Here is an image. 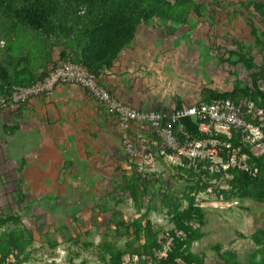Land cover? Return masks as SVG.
<instances>
[{
	"label": "rangeland",
	"instance_id": "rangeland-1",
	"mask_svg": "<svg viewBox=\"0 0 264 264\" xmlns=\"http://www.w3.org/2000/svg\"><path fill=\"white\" fill-rule=\"evenodd\" d=\"M193 3L184 22L153 19L141 23L118 54L126 53L130 61L125 68L133 71L134 90L146 98L151 91L158 99L153 101L155 108L165 109L176 101L198 103L204 89L226 93L235 86L251 88V74L264 66L262 0ZM5 22L0 16L1 28ZM24 45L0 37V63L11 54L29 52ZM239 56L252 60L256 69L247 70L237 62ZM90 142L86 138L84 149L79 145L85 154L82 171L78 159L64 152L46 170L40 171L39 166L22 169L15 158L3 154L0 143V220H4L0 242L8 246L14 234L21 244L20 249L10 248L5 258L0 254V264H109L106 246L125 254L121 264H132L129 255L144 243L143 236L135 240L133 221L142 225L149 221L158 241L174 230L170 209L162 202L164 195L180 199L183 207L192 198L202 210V238L188 251L205 264H223L219 255L225 252L234 254L232 260L238 264H255L264 258L253 241L264 229V200L219 195L228 188L222 179L227 175L220 180L212 176L223 171L220 167H204L208 172L203 174L188 164L156 166L149 184L145 183L147 193L141 192L135 200L122 186L140 177L122 147L108 152ZM69 160L71 166L66 163ZM196 227L191 223L192 229ZM149 260L145 259L147 264Z\"/></svg>",
	"mask_w": 264,
	"mask_h": 264
},
{
	"label": "trees",
	"instance_id": "trees-1",
	"mask_svg": "<svg viewBox=\"0 0 264 264\" xmlns=\"http://www.w3.org/2000/svg\"><path fill=\"white\" fill-rule=\"evenodd\" d=\"M193 4V0H0V16L6 21V25L0 27V37L25 43L24 46L29 50L25 54L13 55V50L7 48L11 55L0 63V96L8 94L15 87L29 86L44 79L51 68L65 61L98 77L100 71L110 68L120 51L132 41L141 23L153 19L184 22L190 8L194 7ZM56 48H61V52L58 60L53 62L51 55ZM33 52L35 60L32 57ZM237 62L247 70L256 69L252 60L245 56H239ZM250 77L251 88L235 86L231 92L226 93L204 89L200 93L201 103L228 99L239 104L246 99V103L252 104L256 110V117L264 120V66L258 68V72L252 73ZM260 81L262 85L258 84ZM179 107L181 105L177 108ZM248 120L258 123L251 117ZM185 125L192 134L196 133V127L190 124L189 119L185 121ZM243 151L250 157L254 176L236 169L214 173L212 176L218 180L227 175L222 179H225L228 188L226 191L220 190L218 194L225 199L230 196L264 200V154L254 156L249 147L243 148ZM184 163L192 166L189 162ZM208 166L209 163H199L192 167L199 173L207 174L208 171L203 169ZM148 182L149 180L141 182L137 178L133 182H126L122 190L136 200L141 192L147 193ZM163 201L172 214L174 230L158 241L149 221L144 225L139 220L133 221L131 228L134 238L138 241L143 236L144 243L142 247L131 252L130 262L147 264L145 259L148 258L151 259L150 264H205L202 258L188 251L193 242L202 238L199 231L204 223L202 210L193 203L192 198L185 207L180 199H173L169 195H164ZM193 222L197 224L195 229L191 228ZM2 223L4 220H0V224ZM9 238L8 246L4 240L0 242L2 258H5L10 248L20 249V237L12 234ZM166 238L171 239L169 251L165 257L158 258L157 254ZM253 241L259 248L257 252L264 255V229L253 236ZM216 250L219 252V248ZM106 254L109 264H121L125 256L123 253L114 252L108 246L105 247L104 256ZM219 256L223 264H238L232 260L235 256L230 252ZM134 258L136 262L133 261ZM255 264H264V258Z\"/></svg>",
	"mask_w": 264,
	"mask_h": 264
},
{
	"label": "built area",
	"instance_id": "built-area-1",
	"mask_svg": "<svg viewBox=\"0 0 264 264\" xmlns=\"http://www.w3.org/2000/svg\"><path fill=\"white\" fill-rule=\"evenodd\" d=\"M58 85L82 89L113 116L124 154L142 181L150 178L156 166L178 167L184 162L192 166L209 163L211 169H236L254 176L243 148H251L254 156L264 154V120L259 118L255 124L248 120L257 118L252 104L217 99L167 111H140L112 95L98 77L69 61L51 68L44 79L0 96V113L13 112L33 99L49 100ZM187 119L196 127L195 134L185 125ZM170 245L171 239H167L157 257H165Z\"/></svg>",
	"mask_w": 264,
	"mask_h": 264
},
{
	"label": "crops",
	"instance_id": "crops-1",
	"mask_svg": "<svg viewBox=\"0 0 264 264\" xmlns=\"http://www.w3.org/2000/svg\"><path fill=\"white\" fill-rule=\"evenodd\" d=\"M60 52L61 48L53 50V62L58 60ZM125 55H118L110 68L100 71L98 81L103 87L140 111H167L182 106L180 101H176V105H168L165 109L155 108L153 101L158 99L152 96L151 91L149 98L140 91L137 93L135 81L130 78L133 71L125 68L130 67ZM154 57L156 60L157 54ZM117 67L119 70L116 71ZM86 138H91L92 145L98 144L108 152L121 147L120 128L113 116L85 91L73 85H58L49 100L33 99L13 112L0 113L2 152L7 158H15L22 169L39 166L40 171L46 170L64 152L66 156L78 159L77 165L81 170L85 154L79 148L84 149ZM56 151L59 155L54 156ZM66 163L72 165L71 160Z\"/></svg>",
	"mask_w": 264,
	"mask_h": 264
},
{
	"label": "water",
	"instance_id": "water-1",
	"mask_svg": "<svg viewBox=\"0 0 264 264\" xmlns=\"http://www.w3.org/2000/svg\"><path fill=\"white\" fill-rule=\"evenodd\" d=\"M195 43L198 44V41H196Z\"/></svg>",
	"mask_w": 264,
	"mask_h": 264
}]
</instances>
